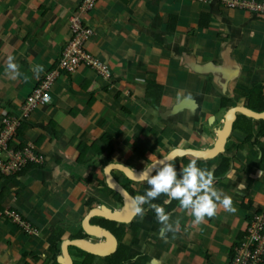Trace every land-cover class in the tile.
I'll return each instance as SVG.
<instances>
[{
  "label": "crops",
  "instance_id": "obj_1",
  "mask_svg": "<svg viewBox=\"0 0 264 264\" xmlns=\"http://www.w3.org/2000/svg\"><path fill=\"white\" fill-rule=\"evenodd\" d=\"M82 1L0 0V120L21 112L47 81L51 98L30 114L18 138L36 148L43 165L14 178L0 175V210L17 212L37 233H22L0 211V264H60L61 250L57 258L49 251L54 229L62 231L61 248L64 240L85 234L82 224L91 209L121 205L108 185H99L106 183L108 165L142 172L175 150L210 149L229 110H249L248 95L264 98V17L225 8L223 0H100L82 20L93 31L89 52L109 66L112 78L102 80L86 69L58 72L70 39L69 21ZM8 56L19 65L16 79L6 71ZM34 66L43 71L37 74ZM242 139L232 127L220 155L197 160L213 173L227 161L214 186L232 197L236 212L221 208L194 225L186 210L162 204L179 223L175 238L169 234L166 243L146 205L142 218L125 225L123 242L131 247L127 264L139 259L141 264H228L246 217L252 209H264L258 150L264 140L252 147ZM180 141L188 147L181 148ZM83 145L89 163L81 166ZM181 160L172 161L178 173ZM113 175L128 185L121 173ZM145 184L133 183L131 193ZM133 222L138 230L131 228ZM80 251L70 248L74 264L84 261ZM93 264L109 261L96 257Z\"/></svg>",
  "mask_w": 264,
  "mask_h": 264
},
{
  "label": "built area",
  "instance_id": "obj_2",
  "mask_svg": "<svg viewBox=\"0 0 264 264\" xmlns=\"http://www.w3.org/2000/svg\"><path fill=\"white\" fill-rule=\"evenodd\" d=\"M100 0H83L78 11L69 21L70 39L62 52L57 71L73 75L86 69L107 81L111 77L109 66L86 50L85 44L93 38V31L83 24L82 16L93 11ZM207 2L208 0H192ZM223 6L230 9L248 11L264 17V1L223 0ZM57 72L53 75L56 77ZM49 81L36 89L25 101L21 112L6 114L0 120V175L17 176L28 164L43 165V159L32 145H22L18 130L38 107L50 104ZM1 216L10 220L22 233L34 235L36 228L13 210H4ZM228 264H261L264 261V213L253 214L245 224L244 235L230 249Z\"/></svg>",
  "mask_w": 264,
  "mask_h": 264
},
{
  "label": "clouds",
  "instance_id": "obj_3",
  "mask_svg": "<svg viewBox=\"0 0 264 264\" xmlns=\"http://www.w3.org/2000/svg\"><path fill=\"white\" fill-rule=\"evenodd\" d=\"M14 60L13 56H8L6 60V71L12 79L21 75L19 65ZM33 71L38 74L43 71V67L34 66ZM172 160L173 156L169 155L161 161L159 167L144 169L141 173L136 174L146 180L149 188L145 194L136 195L132 198L135 215L141 218L145 215L144 205H148L149 209L155 212L156 220L161 226L159 237L166 243L169 234L175 238V234L179 230V223L171 220V213L166 212L163 206L152 203L161 195L167 197L164 200L165 205L173 200L178 201L179 207L189 212L193 217L192 224L194 225L205 223L206 218L214 217L221 208L229 213L236 212L232 197L214 186L213 171L198 167L197 160L192 159L187 165H181L178 173ZM153 170H155L154 175L152 174ZM260 175H264V172H261ZM239 187L243 188L244 185Z\"/></svg>",
  "mask_w": 264,
  "mask_h": 264
},
{
  "label": "water",
  "instance_id": "obj_4",
  "mask_svg": "<svg viewBox=\"0 0 264 264\" xmlns=\"http://www.w3.org/2000/svg\"><path fill=\"white\" fill-rule=\"evenodd\" d=\"M177 110L178 108H175L172 110V113H176ZM237 115L255 122H264V112L255 113L245 108L231 109L225 116L221 130L217 132V139L212 148L207 150H175L169 155L173 156V160L183 158H192L200 161L214 159L223 152L224 145L232 130L233 124L236 121ZM165 158L155 162L149 168L159 167L161 161ZM110 165V167H108V165V168L106 167L105 169L106 183L110 189L121 197V205L116 210H113L106 205L91 209L82 224L83 231L87 235L86 238L64 240L61 246V256L59 257L60 264H74L70 254V248L72 247L102 258H108L117 252L119 241L115 234L107 227L92 223L93 219L101 218L126 225L131 223L137 216L134 214L132 207V198L134 195L114 177L113 173L119 172L127 178V180L138 184L144 183L146 180L136 175L141 172L133 171L122 165ZM154 172L155 170H153L152 174H154ZM94 238L99 239V241H91Z\"/></svg>",
  "mask_w": 264,
  "mask_h": 264
},
{
  "label": "trees",
  "instance_id": "obj_5",
  "mask_svg": "<svg viewBox=\"0 0 264 264\" xmlns=\"http://www.w3.org/2000/svg\"><path fill=\"white\" fill-rule=\"evenodd\" d=\"M92 40V39H91ZM88 41L87 44H85V48L87 51L88 50V46H89V42ZM248 104H247V108L249 110H251L252 112H255V113H261V112H264V98H262L261 96H253V95H248ZM251 103V104H250ZM255 122L252 121V120H249V119H246V118H243L241 116H237L236 118V121L235 123L233 124V130L239 132L242 134V143L243 144H250L252 147H257L259 145V140H264V122H258L257 123V126L259 128L258 130V134L256 137H252L251 135V127L253 126ZM23 129V123L20 127V129L18 130V134L20 135L21 134V131ZM252 141V142H251ZM137 148V152L140 153V151L143 149H141L140 147H136ZM259 153L261 155L260 157V162L261 163H264V149H259ZM88 152V149L86 146H82V149H81V157L79 159V163L80 165H85L87 163H89V161L86 159V154ZM142 155V154H141ZM182 164L183 165H187L190 160H187L186 158H183L181 160ZM226 164H227V161L224 160L223 162H221L220 166L218 167V169H216L214 171V176H219L221 174H223L225 171H226ZM201 165V162L197 161V166L200 167ZM34 167H39L38 165H34V164H28L25 169L23 171H26L28 170L29 168H34ZM41 167V166H40ZM207 169H209V167H207ZM15 176H12V177H8V178H14ZM99 185L101 186H107V184L105 183V181H101L99 182ZM149 188V185L148 184H145L141 187V190L140 191H137L135 195H143L145 194V192L148 190ZM115 197L116 199H118V201L122 200L121 197L115 192ZM164 200H165V197H163L162 195L157 199V200H154L152 201V203H157V204H160V205H165L164 204ZM94 200L93 199H90L88 202H89V205L92 204ZM167 206H169L170 208L174 209V208H180L179 207V203L178 201H171L169 204H167ZM144 208L146 209V205H144ZM1 211V210H0ZM258 211H256L257 213ZM148 214H150L152 216V220L153 222H156V216H155V212L152 210V211H148ZM250 217L251 216H247L246 217V223L250 220ZM92 223H97V224H100L104 227H107L108 229H110L114 234L115 236L117 237V239L120 241V245H119V248L117 250V252L115 254H113L112 256L108 257V261H109V264H127L130 260V256H129V253H130V250H131V247L127 244H125L123 242L124 240V237L126 235V226L125 224H119L117 222H112V221H108V220H105V219H101V218H95L93 219ZM131 228L133 230H138L139 229V225L138 224H135L134 222L132 223V226ZM60 234H62V231L60 228H56L52 231V235L51 237L49 238V251L50 253L52 254L53 257L57 258L59 255H60V245H61V236ZM244 235V231L241 235V237ZM87 235H85L84 233H81L78 238H86ZM80 253H82V255L84 256V261L82 264H93L95 259H96V256L94 255H91V254H88L86 252H83V251H80ZM231 253V252H230ZM142 258H146L145 256L141 257ZM141 260L139 259V261H136L135 264H141L140 262ZM261 264H264V261L261 263Z\"/></svg>",
  "mask_w": 264,
  "mask_h": 264
},
{
  "label": "rangeland",
  "instance_id": "obj_6",
  "mask_svg": "<svg viewBox=\"0 0 264 264\" xmlns=\"http://www.w3.org/2000/svg\"><path fill=\"white\" fill-rule=\"evenodd\" d=\"M179 143H181V148H187L188 147V145L186 144V143H184V142H182V141H180ZM256 211H258L257 213H256ZM264 213V209L263 208H260V209H258V210H256V209H252L251 210V214L249 215V216H251V215H253L254 213L255 214H258V213Z\"/></svg>",
  "mask_w": 264,
  "mask_h": 264
},
{
  "label": "flooded vegetation",
  "instance_id": "obj_7",
  "mask_svg": "<svg viewBox=\"0 0 264 264\" xmlns=\"http://www.w3.org/2000/svg\"><path fill=\"white\" fill-rule=\"evenodd\" d=\"M126 180H127V178L124 177V181H126ZM133 183H134L135 185H140V184H138V183H136V182H133V181H129V180H128L127 184H128L129 186H128V185H124V186H126V188L128 189V188L132 187L131 185H133ZM141 184H143V183H141ZM129 191L132 192L131 188L129 189ZM134 196H135V195H134ZM98 240H99V239H98ZM98 240H97V241H98Z\"/></svg>",
  "mask_w": 264,
  "mask_h": 264
}]
</instances>
